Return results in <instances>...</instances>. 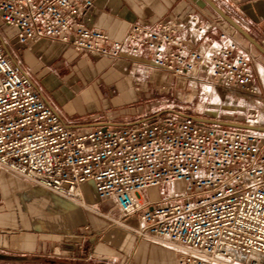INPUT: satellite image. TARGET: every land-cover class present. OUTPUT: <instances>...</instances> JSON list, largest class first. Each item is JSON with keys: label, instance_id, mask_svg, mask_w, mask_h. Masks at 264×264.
Masks as SVG:
<instances>
[{"label": "built area", "instance_id": "2783aa9c", "mask_svg": "<svg viewBox=\"0 0 264 264\" xmlns=\"http://www.w3.org/2000/svg\"><path fill=\"white\" fill-rule=\"evenodd\" d=\"M92 4L0 0V26L20 44L57 40L76 53L130 60L128 75L144 93L179 87L236 108L259 95L252 56L221 29L218 16L189 12L153 26L133 23L114 39L84 24ZM257 116L221 123L168 111L125 128L77 132L0 46V171L78 206L81 184L91 182L119 213L116 225L136 217L139 227L128 228L173 249L176 264H264V120ZM151 191L162 199L143 200Z\"/></svg>", "mask_w": 264, "mask_h": 264}, {"label": "crops", "instance_id": "0c3cea01", "mask_svg": "<svg viewBox=\"0 0 264 264\" xmlns=\"http://www.w3.org/2000/svg\"><path fill=\"white\" fill-rule=\"evenodd\" d=\"M264 46V0H212ZM82 18L111 38H121L137 23L153 26L170 18L216 15L203 0H92ZM208 9V10H207ZM13 32V30H11ZM4 54L27 74L44 101L70 129L125 128L145 115L128 105L135 100L130 60L111 61L76 53L57 40L18 43L0 36ZM181 114V113H179ZM154 191H151L153 195ZM84 205L78 206L9 171H0V261L28 264H176V253L163 244L139 239L129 228L139 222L121 218L100 200L91 182L80 186ZM149 199L152 203L162 198ZM129 227V228H128Z\"/></svg>", "mask_w": 264, "mask_h": 264}, {"label": "rangeland", "instance_id": "374dc122", "mask_svg": "<svg viewBox=\"0 0 264 264\" xmlns=\"http://www.w3.org/2000/svg\"><path fill=\"white\" fill-rule=\"evenodd\" d=\"M208 10V9H207ZM211 16H216L209 11ZM221 29L226 32L228 35L229 27L220 20L219 22ZM11 29L4 25L0 26V36L8 38V42L12 40ZM235 41H237L240 47L249 53L252 60V70L254 81L259 88V95L256 97H249L248 100L243 101L244 107H232L228 104V100L220 99L217 96V99L220 101H215L214 97L212 101L209 99L202 101L200 100V92L195 93V91L190 90H182L177 87L174 90H168L166 92H157L155 89H151L149 92H142L140 87H136V93L133 94L134 102L128 105L127 109H131L135 112L134 116L137 115H145L150 116L152 114L158 113H167L168 111H173L181 114H195L200 112L201 116L207 117L209 120L218 119L221 123H225L226 120H234L237 122H244L245 116H250L254 111H257V118L260 119L259 122L264 120V57L260 55L253 47H251L243 38H241L238 34L233 33L230 35ZM1 44V42H0ZM1 46V45H0ZM98 58V57H96ZM131 64L127 63V73L126 77H129V69L131 68ZM136 77H141V75L136 74ZM148 84L150 81L146 79ZM134 84L131 81L129 88L134 87ZM208 87H205L207 90ZM199 91V90H198ZM233 96V95H232ZM222 100V101H221ZM244 114V115H243ZM159 192L154 191L151 198H159ZM0 264H28L27 262L16 261V262H2Z\"/></svg>", "mask_w": 264, "mask_h": 264}, {"label": "water", "instance_id": "95a60500", "mask_svg": "<svg viewBox=\"0 0 264 264\" xmlns=\"http://www.w3.org/2000/svg\"><path fill=\"white\" fill-rule=\"evenodd\" d=\"M203 1L216 14V16H218L229 27L230 30H228V33L230 35H233V33L238 34L259 54L264 56V47L262 46V44L256 41L247 31H245L231 17H229L223 10H221L212 0H203ZM222 125L230 126L234 128H240V129H247V127L242 125H230V124H222Z\"/></svg>", "mask_w": 264, "mask_h": 264}, {"label": "bare ground", "instance_id": "6f19581e", "mask_svg": "<svg viewBox=\"0 0 264 264\" xmlns=\"http://www.w3.org/2000/svg\"><path fill=\"white\" fill-rule=\"evenodd\" d=\"M207 90H208V88H207ZM250 97H253V96H250ZM257 120H258V123H260V122H259L260 119L257 118Z\"/></svg>", "mask_w": 264, "mask_h": 264}, {"label": "flooded vegetation", "instance_id": "af4514ba", "mask_svg": "<svg viewBox=\"0 0 264 264\" xmlns=\"http://www.w3.org/2000/svg\"><path fill=\"white\" fill-rule=\"evenodd\" d=\"M263 46V45H262ZM264 47V46H263ZM261 55V54H260ZM263 56V55H262ZM264 57V56H263Z\"/></svg>", "mask_w": 264, "mask_h": 264}]
</instances>
